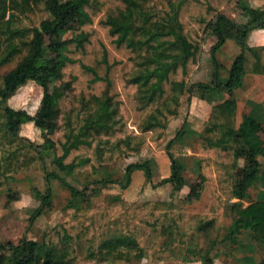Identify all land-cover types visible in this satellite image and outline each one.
Wrapping results in <instances>:
<instances>
[{
  "label": "trees",
  "instance_id": "16d2710c",
  "mask_svg": "<svg viewBox=\"0 0 264 264\" xmlns=\"http://www.w3.org/2000/svg\"><path fill=\"white\" fill-rule=\"evenodd\" d=\"M235 5L242 7L243 23L223 11ZM69 12L76 14L77 25L66 26ZM208 26L217 37L211 48L213 81L193 87L200 88L203 98L223 93L228 97L213 105L203 130L190 129L187 120L177 130L167 145L172 173L162 183H171L174 191L185 186L187 165L172 148L184 144L189 131L197 133L201 156L193 172L208 183L216 181L210 213L191 225L171 200L139 203L115 196L97 208L73 204L66 208L72 219L47 232L42 242L28 237L0 241V264H33L36 256L42 264L163 260L177 245L185 249L184 262L216 264L219 257L234 256L243 231L251 233L250 252L258 247L262 257L256 262L245 255L241 264H264V199L245 205L260 179L264 143L257 136L262 126L247 113L238 121L236 93L247 74L264 75V44L249 43L254 30L264 29V6L243 0H0V68L13 65L0 83V190L17 175L44 165L48 181L58 180L84 198L89 185L80 189L69 181L78 171L99 170L158 144L183 111L185 95L191 101L190 79L200 63ZM68 33L67 38H55ZM229 39L241 48L223 77L217 52ZM52 80L63 81L51 91ZM31 82L44 88L39 115L10 104ZM72 89L83 107L65 114L63 135L56 139L61 114L57 96ZM120 120L138 122V133L112 141L107 137L117 132ZM29 122L55 143L49 166L46 155L52 151L21 134ZM135 170H144L152 180V167L141 161L126 166L124 181L102 178L92 184L110 181L127 188ZM8 195L10 201L19 199L17 193ZM50 197L48 190L37 214ZM221 217H232V222L201 245L202 233ZM161 238L166 239L163 244Z\"/></svg>",
  "mask_w": 264,
  "mask_h": 264
},
{
  "label": "rangeland",
  "instance_id": "374dc122",
  "mask_svg": "<svg viewBox=\"0 0 264 264\" xmlns=\"http://www.w3.org/2000/svg\"><path fill=\"white\" fill-rule=\"evenodd\" d=\"M248 2L254 7L264 6V0H243ZM229 16L233 17L238 23H243L246 18L243 15V10L240 5L227 6L223 9ZM66 26L77 25V16L74 12H69L66 15ZM31 24V20H27ZM211 28L208 26L207 32L203 33L204 51L200 59V63L196 68L194 74L190 79L192 91L189 93L191 97L188 103V95L183 98L184 109L183 111L172 119L167 130L162 136L158 144H152L146 148L140 155L128 158H120L106 164L99 170H84L78 171L69 181L78 188H84L89 185L87 192L83 195L77 196L71 192L70 189L63 186L58 180L48 181L45 177L44 165L30 171L29 173H21L16 176V180L9 181L6 188L0 190V241L18 242L23 237L36 239L42 242L44 235L59 224L71 220L68 215L67 206L69 205H82L89 208H97L106 206L110 200L119 196L123 200L137 201L143 203L145 201H173L179 206L182 214L187 218L188 224H193L198 220V216H205L210 213L211 203L213 201V190L216 186V181L213 179L212 183L204 181L198 173L193 172L195 167V159L199 158L200 150L198 146L197 133L189 131L185 143H174L172 151L175 157L179 158L186 163L187 168L184 172L186 179L185 186L180 191H174L171 183H162L164 178L170 177L172 173V161L168 154L167 145L176 136L177 130L182 126L185 120H188L190 110L199 107H210L211 104L222 101V97L227 98L228 94L223 93L218 97L208 95L206 98L201 97L202 91L194 84L199 82L210 83L213 81V74L215 72L214 62L212 61L211 48L216 43L217 37L210 33ZM71 34L58 35L56 39H63L69 37ZM50 38L48 39V41ZM257 42L264 43V29L254 30L249 36V43L254 44ZM261 45V44H259ZM240 44L235 39H229L223 47L217 52V58L223 64L221 75L226 77L228 71L231 69L234 59L240 51ZM13 65H7L0 68V83L4 73L12 69ZM137 69V67H135ZM131 73L125 76V79L130 78ZM68 79L64 78V81ZM63 80H52L49 86L52 91L54 87L60 85ZM260 86V87H258ZM259 89L261 90L260 93ZM59 92V91H58ZM237 97L240 104L243 106V113H246L251 107L254 106L255 101L259 102L264 98V77H257L256 79L249 76L245 80V84L237 91ZM58 94V93H57ZM60 94V92H59ZM57 96L61 110L58 119V130L56 132V139L63 135V120L65 114L73 108L83 107L76 98L75 90H64L61 96ZM44 96V88L35 82L21 88L14 97L13 107L16 109H26L33 115L42 113L44 105L42 98ZM155 105V104H154ZM151 105V106H154ZM148 107L149 112L152 107ZM257 123H261L257 121ZM138 122L120 120L117 132L109 136L112 141H116L125 137L130 133L137 134ZM204 124V123H203ZM192 123H189V127ZM260 135L257 136L260 143H264V122L261 123ZM205 125H198L195 131L203 130ZM192 128V127H191ZM190 130V129H189ZM21 134L39 144L42 149H50L46 155L47 166H49L55 150V143L49 140L46 131L37 128L34 123L22 126ZM256 137V138H257ZM260 138V139H259ZM262 139V140H261ZM245 146L249 147L245 144ZM261 173L260 179L257 184L252 186L249 190L250 201L256 198H264V158L259 156ZM146 162L152 167V180H147L144 170H135L132 173L131 181L128 183L127 188H123L117 183L110 181L105 184L94 183L95 180L102 178H112L114 180L124 181V174L126 166L134 162ZM240 165L244 164V160L240 159ZM51 191V197L43 206L40 214L37 210L42 205V196ZM17 193L19 199L10 201L8 198L9 193ZM83 198V199H82ZM37 214V215H36ZM79 218H74V221ZM232 222V217H221L215 219V227L204 231L199 238L201 245L209 242L219 229L228 226ZM142 229L145 230L143 227ZM241 244L236 245L234 256L219 257L215 260L218 264H241L245 255H252L255 261H259L262 257L261 250L256 247L255 251L250 252L249 248L252 247V239L250 231H243L240 234ZM166 241L165 238L159 240L160 244ZM185 249L182 245L174 247L173 251L168 252L163 260H148L143 258L137 261H86L80 259L73 264H204L201 261L184 262L182 257ZM33 264H42V258L36 256Z\"/></svg>",
  "mask_w": 264,
  "mask_h": 264
},
{
  "label": "crops",
  "instance_id": "0c3cea01",
  "mask_svg": "<svg viewBox=\"0 0 264 264\" xmlns=\"http://www.w3.org/2000/svg\"><path fill=\"white\" fill-rule=\"evenodd\" d=\"M259 44H264V43H262V42H257V43H255L254 42V44H252L251 43V45H259ZM249 76H252V77H254L255 79L257 78V77H264V75H260V74H247L246 76H245V80H247L248 79V77ZM258 87H260V86H258ZM261 92V90L259 89V92L258 93H260ZM222 96V95H221ZM15 97V96H14ZM14 97L13 98H11V100H10V104L11 105H13V101H14ZM220 97H218V100H220L219 99ZM226 98H224L223 99V97H222V101L223 100H225ZM239 99V98H238ZM222 101H218V102H216V103H219V102H222ZM216 103H213V104H211V106L210 107H204V106H202V107H199V108H195L194 110L192 109V110H190V113H189V116H188V122L190 123H192V125L189 127L190 129H193V130H195V128L198 126V125H207V123H208V120H209V118H210V115H211V112H212V108H213V105L214 104H216ZM255 103L256 104H254V106L253 107H251L246 113L247 114H249V116L251 117V118H253V119H256L257 121H260L261 123L262 122H264V98L263 99H261V101H259V102H257V101H255ZM245 113H243V106L240 104V101H239V108H238V116H237V118H238V121H240V122H242V120H243V115H244ZM31 123H33V122H29V123H26V124H28V125H30ZM204 123V124H203ZM25 124V125H26ZM192 127V128H191ZM181 128V127H180ZM179 128V129H180ZM178 129V130H179ZM197 129V128H196ZM33 139V138H32ZM257 199H264V198H256V200ZM251 201H250V199H247L246 201H245V205H247V204H249ZM224 258V257H223ZM219 262H216V264H218Z\"/></svg>",
  "mask_w": 264,
  "mask_h": 264
}]
</instances>
